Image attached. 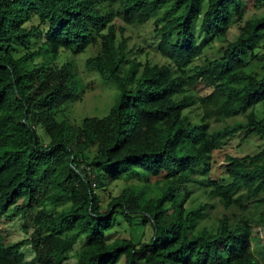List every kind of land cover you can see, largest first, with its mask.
Masks as SVG:
<instances>
[{
    "label": "trees",
    "instance_id": "obj_1",
    "mask_svg": "<svg viewBox=\"0 0 264 264\" xmlns=\"http://www.w3.org/2000/svg\"><path fill=\"white\" fill-rule=\"evenodd\" d=\"M248 3L264 0H0V219L13 211L29 235L2 239L0 264H63L76 247L73 264H264L253 236L264 213L207 225L208 207L188 203L203 185L226 210L264 207V15L245 18ZM115 19L152 26L164 61L129 59ZM213 41L220 56L196 63ZM95 46L86 67L116 96L105 116L73 124L58 116L86 86L68 57ZM239 133L262 148L205 181ZM124 179L136 184L104 208L96 191ZM118 216L148 226L149 240L115 237Z\"/></svg>",
    "mask_w": 264,
    "mask_h": 264
},
{
    "label": "rangeland",
    "instance_id": "obj_2",
    "mask_svg": "<svg viewBox=\"0 0 264 264\" xmlns=\"http://www.w3.org/2000/svg\"><path fill=\"white\" fill-rule=\"evenodd\" d=\"M245 9V18H253L254 16L264 15V5L262 7H254L252 3H248ZM112 24L116 27H124V37L127 38V49L129 51L128 58L137 61H144L145 59L153 60V62L162 63L164 60L155 53V46L158 42L156 36L153 33L152 26L149 24L146 26H124L122 22L115 19ZM237 34L235 27L231 28L228 33V39L232 40ZM224 46L223 43L213 41L203 49L201 60H197L196 63L205 61L206 58H216L220 56V50ZM97 52V46L90 47L86 52L74 56L68 57L71 59L74 65V70L77 76L80 78L84 86H86L85 93L79 101H74L64 105L62 113L59 114V118L66 117L73 124H79L85 117H103L107 114L109 108L113 105L116 88L112 83L104 82L99 74L86 67V60L93 56ZM62 57H67L62 54ZM65 59H59L58 63L61 64ZM195 90L200 95H206L210 92V89L204 85L198 84ZM260 110V107L257 108ZM243 121L242 117H237L235 120H226L222 123H211L213 128H221L225 124L232 125L234 122ZM263 142L257 136H249L245 138L244 133H239L235 137H232L225 141L220 149L216 150L210 160V171L205 176V181L209 178L220 179L224 176V167L227 165L226 158L230 157H242L245 155H252L262 148ZM207 178V179H206ZM156 180V179H155ZM203 180V179H202ZM154 183V179L151 178V184ZM135 180H120L112 183L110 186L103 190H97V194L101 199V204L105 208L109 203V196H113L120 192L126 186L135 185ZM200 189H195L191 194V201L188 203L192 207L199 205H206L208 208L205 213L208 218L205 220V224H216V220L222 216H228L233 220L239 218L241 215H247L255 221L260 219V213H264V207L255 210L253 205L248 204L244 212L239 207L224 209L219 203L218 198L209 199L205 192L208 189L203 185H196ZM257 224V223H256ZM254 229V245L255 249L259 252L264 248V224L258 223ZM24 220L20 215H16L13 211L8 212L6 216L0 219V241L3 239L4 243L8 245L15 244L29 237L28 232L24 227ZM29 230V229H28ZM112 232L115 237L132 239L136 241H147L151 237V231L148 226L138 225L130 228L120 216L114 221ZM71 252L65 259L63 264H73L76 261L75 251ZM22 252L27 260L33 258V252L30 245L22 247ZM121 264V263H119Z\"/></svg>",
    "mask_w": 264,
    "mask_h": 264
}]
</instances>
